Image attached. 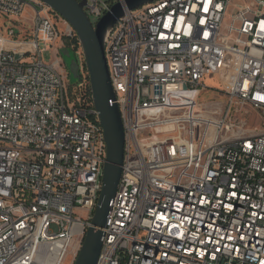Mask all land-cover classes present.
Instances as JSON below:
<instances>
[{
    "label": "built area",
    "instance_id": "2783aa9c",
    "mask_svg": "<svg viewBox=\"0 0 264 264\" xmlns=\"http://www.w3.org/2000/svg\"><path fill=\"white\" fill-rule=\"evenodd\" d=\"M119 1L87 0L93 25ZM105 50L125 156L97 264H264V0H154ZM106 158L76 31L41 0H0V264H74Z\"/></svg>",
    "mask_w": 264,
    "mask_h": 264
},
{
    "label": "water",
    "instance_id": "95a60500",
    "mask_svg": "<svg viewBox=\"0 0 264 264\" xmlns=\"http://www.w3.org/2000/svg\"><path fill=\"white\" fill-rule=\"evenodd\" d=\"M70 23L82 43L89 72L95 107L99 113L107 144L103 188L86 237L74 264H97L103 246V227L108 220L110 204L115 197L123 173L125 130L121 112L111 82L105 50L109 28L124 16L126 9L134 10L154 0H123L112 7L94 26L86 13L87 0H41ZM69 75L82 81L80 65L73 49H60ZM76 84V85H77Z\"/></svg>",
    "mask_w": 264,
    "mask_h": 264
},
{
    "label": "rangeland",
    "instance_id": "374dc122",
    "mask_svg": "<svg viewBox=\"0 0 264 264\" xmlns=\"http://www.w3.org/2000/svg\"><path fill=\"white\" fill-rule=\"evenodd\" d=\"M24 23H25V22H24ZM58 25H59V27H60L61 33H62V34H65V25H64V23L61 22V21H58ZM22 27L24 28V25L21 26V28H22ZM29 27H30V26H28L27 28H29ZM24 32H25V31H24ZM26 33H27V34L29 33V29H28V31H27ZM22 34H24V33H22ZM58 44H61V46L63 45L62 48H66V47L68 46V45H67V42H66V39H65V36H63L62 43L59 42ZM60 49H61V48H60ZM59 56H60V58H61V60H62V63H63L64 68L68 71V68H67V66H66V64H65V62H64V60H63V58L61 57V55H59ZM68 79H69L71 85H76V84L78 83V80L74 79V78L71 77L70 75H68ZM205 83H206L208 86L212 87V88H218V89L221 88V80H220V78H219L218 75H215V76L212 75V76H210V77H207L206 80H205ZM216 93H217V92H215L214 90H209L208 92L202 94L201 99H202L203 101H208V100H209L210 98H212L213 95L216 94ZM251 112H252V114H251L250 116H247V119H248L249 122H250V126H251V127H254V126L257 125V123H259V119H260V118H259V115H258L255 111H251ZM76 213H77L78 216H84V215H86V214H83V212H81V211H79V210H77ZM69 259H70V258H69ZM70 263H71V261L68 260L66 264H70Z\"/></svg>",
    "mask_w": 264,
    "mask_h": 264
},
{
    "label": "crops",
    "instance_id": "0c3cea01",
    "mask_svg": "<svg viewBox=\"0 0 264 264\" xmlns=\"http://www.w3.org/2000/svg\"><path fill=\"white\" fill-rule=\"evenodd\" d=\"M31 16V8H27L26 9V11H25V13H24V18H25V25H24V28L22 27L21 28V34L22 33H26L27 32V29H29V28H27L29 25H30V23H31V21H30V17ZM3 30V32L6 30L5 28H3L2 29ZM25 31V32H24Z\"/></svg>",
    "mask_w": 264,
    "mask_h": 264
},
{
    "label": "trees",
    "instance_id": "16d2710c",
    "mask_svg": "<svg viewBox=\"0 0 264 264\" xmlns=\"http://www.w3.org/2000/svg\"><path fill=\"white\" fill-rule=\"evenodd\" d=\"M80 1V0H79ZM70 48V45L68 46ZM72 49V48H71ZM74 50V49H73Z\"/></svg>",
    "mask_w": 264,
    "mask_h": 264
}]
</instances>
